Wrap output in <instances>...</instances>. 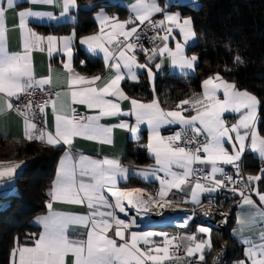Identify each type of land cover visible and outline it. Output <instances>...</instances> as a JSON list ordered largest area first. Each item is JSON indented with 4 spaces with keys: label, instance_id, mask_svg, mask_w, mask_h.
Segmentation results:
<instances>
[{
    "label": "snow or ice",
    "instance_id": "1",
    "mask_svg": "<svg viewBox=\"0 0 264 264\" xmlns=\"http://www.w3.org/2000/svg\"><path fill=\"white\" fill-rule=\"evenodd\" d=\"M29 2L57 4L62 9L61 17L67 16L71 9L77 7V0ZM6 4V8L0 6V112L15 110L20 113L24 118L25 139L36 140L53 148L64 145L69 149L61 158L56 178L48 191L50 199L46 207L49 213L36 220L43 227V231L38 238L29 236L31 246L20 244L17 238L10 252V264H66V257L69 255L74 258L72 264H166L182 259L176 255L181 246L176 243L177 240L188 241L184 245L187 258L199 254L198 260L203 261L204 251L212 248L209 228H198V232L207 239L198 240L195 234L179 238L159 234L163 235V241L156 244L151 237L158 234L135 231L129 233L128 230L135 226V221L125 222L117 217L116 212L128 215L125 201L128 207H135L137 211L143 209L144 212L152 205H159L160 208L171 207L172 202L165 199L168 191L172 188L183 191L182 186L187 185H191V202L199 205L202 193L211 194L227 187V184L240 183H243V187L233 186L229 191L239 194L242 205H248L254 211L237 218L239 228L234 233L241 235L244 259L236 261L235 264H264V210L258 209L251 196L246 194V191L255 192L260 204L264 205V193L252 187L255 182L264 180V168L257 175H248L247 181L243 182L238 163L246 149L264 160V135L257 128V111L261 105L258 97L237 88L234 82L224 79L219 71L202 80L201 92L193 93L189 98L181 100L175 109L170 110L162 108L155 98L150 103L130 98L120 87V82L125 78L137 79L136 69H147L151 81L154 78L151 65L154 64L159 71L165 59L181 73L195 72L199 57L188 56L185 51L189 42L196 38L192 18L182 17L179 12H170L167 10L168 5L161 7L156 0H135L130 5L132 15L123 21L101 11L96 16L100 31L80 38V44L86 46L90 53H102L105 67L110 70V74L107 78L101 75L89 77L76 72L72 66V40L75 33L61 37L41 36L28 27V19L31 17L47 16L49 19H56L51 13H40L31 9L19 11L18 24H14L13 28L18 27L20 31L22 49L19 52H9L6 12L16 7L17 0H6ZM158 13L163 19L153 20L152 17ZM141 25L150 28L154 33L151 37L154 46L150 49L139 43L138 29ZM106 26L109 28L107 32ZM174 30L178 31L182 42L176 40ZM170 40H176L174 48L169 46ZM156 41L160 43L157 44ZM45 43L49 56L53 51H62L68 58L67 62L62 61L63 68L68 73L66 87L54 94L45 88V85L50 86L52 83L51 68L47 77L39 79L32 70L31 53L33 50L43 51ZM138 48L146 57L147 62L144 64L139 63L135 55ZM157 59L159 63H156ZM233 63L242 64L243 60L236 55ZM224 71H230L227 65ZM97 82H102V86ZM37 90L47 93L49 98L42 102L34 101L33 96ZM109 97H114L115 100ZM13 100L23 102L14 105ZM123 100L130 102L129 111L121 109L120 101ZM75 104L86 105L89 109L97 110L98 114L81 116L71 107ZM48 107H51L55 119L54 132L48 130L46 122L43 127H38L33 122L34 109L44 114ZM229 112L238 114V119L230 126L224 119V114ZM120 116H133L136 124L130 125L121 121L106 127L100 123L102 118ZM141 124L148 126L149 138L146 147L154 156L158 167L139 171L137 174L147 178L158 172L164 173V179L156 177L161 185L156 196L143 193L141 189L126 192L116 189L117 177H126L129 171L119 159L92 160L80 156L72 162L70 149L75 137L111 144L113 128L125 129L133 138H138ZM171 124H179L181 130L169 137L162 136L160 128ZM200 136H204V139L199 140ZM225 143L232 146L231 151L226 149ZM195 144L200 146L191 147ZM200 153L204 155L201 156ZM20 163L9 162L7 167L0 164V179H10ZM197 164L210 166V171L199 175L202 169L193 167ZM221 164L232 165L236 169L235 180L224 173V169L219 166ZM217 176H223L224 179H217ZM193 177L196 178L194 184ZM105 192L111 196V201L105 196ZM54 202L80 205L86 203L90 211L85 216L57 213L52 210ZM211 210L212 201L209 200L204 214L209 215ZM188 219L190 217H186V221ZM71 225H83L87 229L86 240L70 238ZM257 225H261L258 231L259 242ZM184 226L186 223L181 224V227ZM110 232L114 235H109ZM245 232L249 235H244ZM141 244L145 247L141 248Z\"/></svg>",
    "mask_w": 264,
    "mask_h": 264
},
{
    "label": "trees",
    "instance_id": "2",
    "mask_svg": "<svg viewBox=\"0 0 264 264\" xmlns=\"http://www.w3.org/2000/svg\"><path fill=\"white\" fill-rule=\"evenodd\" d=\"M88 3L93 4V8H79L75 23L37 29L44 34L67 35L73 32L78 38L96 31L92 15L98 8H104L108 13L115 11L123 14L122 8L103 5L101 0H77L78 5ZM178 9L192 18L196 44L189 52L197 55L199 62L194 76L166 74L156 79L155 94L161 106L171 109L179 101L199 93L202 80L219 71L224 79L256 95L261 101L258 131L264 135V0H200L197 9ZM236 55L242 58V64L233 63ZM225 65L230 71H224ZM73 66L78 73L89 76L100 75L104 71L101 60L92 59L79 50ZM124 89L135 99L151 100V93L143 81L140 85H126ZM62 151L61 147H48L35 141L0 137V164L22 162L14 180L15 194L1 198L4 204L0 207V264H9L10 252L17 238L20 244H29V236L38 232L33 221L46 211L47 191ZM121 162L125 165H146L149 160L128 146ZM245 163L246 173L249 168L259 169L257 159L246 156ZM260 188L264 191V180L260 181ZM227 229L223 233H214L226 244L227 264H231L238 248L229 241ZM229 252L234 256H229Z\"/></svg>",
    "mask_w": 264,
    "mask_h": 264
},
{
    "label": "crops",
    "instance_id": "3",
    "mask_svg": "<svg viewBox=\"0 0 264 264\" xmlns=\"http://www.w3.org/2000/svg\"><path fill=\"white\" fill-rule=\"evenodd\" d=\"M101 1L103 2V5H109V4L117 5L118 7L122 8L123 14L120 15L116 13L115 11L108 13L104 8H98L92 15L93 21L96 25V31L92 34L98 33L100 31V25L96 19V16L98 13L103 11L105 15L118 17L121 21L127 20L129 16L132 15L130 5L135 3V0H101ZM156 2L161 7L168 5V9H167L168 11L179 12L182 17H190V16L188 14H183L181 12V9H178V7H187L191 9H197L200 5V0H156ZM0 6H3L6 8L7 7L6 0H0ZM79 8L89 10L93 8V4H90V3L84 4V5L77 4V7L71 9L67 16L61 17L60 13L62 9L57 4H32L29 2V0H17L16 7L14 9H9L6 12V23L8 26V32H7L8 51L9 52H19L22 49V40H21L20 31L18 27L13 28L14 24H18L17 13L19 11L31 9L35 12L51 13L54 17H56V19H49L47 16L31 17L28 19V27L41 36L53 35V36L61 37V36H72L73 32H70L67 35H56L52 33L44 34L40 30H38L37 27H48V26H55V25L58 26V25H65V24H73L76 21V11ZM153 17L157 18L158 20L163 19V16L159 13ZM107 31H109V28L106 26L105 32ZM92 34H89V35H92ZM174 34L176 35V40H181L178 31L174 30ZM82 37H78V38L75 37L72 40V66H73L75 57L77 55V51L78 50L82 51L86 55H88V57L92 59H99L103 62L104 71L100 75L107 78L110 74V70L105 67V61H104L103 54L99 52L95 54L90 53L87 50L86 46L80 44V38ZM120 39L122 40L123 38L120 37ZM176 40H170L169 46L174 48ZM195 44H196V38L194 41L189 42V45L186 47L185 51L188 56L193 55L189 52V49H191ZM143 47L148 48L146 46H143ZM43 48H44L43 51L33 50L31 53L33 74L37 79L42 78V77H47L49 75V69L51 68L52 83L50 86L45 85V87H50L52 89H55L56 91H61L66 87L67 76H68L67 71L63 68L62 61L67 62L68 58L67 56L64 55L62 51H53L51 56H49L46 43L43 45ZM135 55L137 56L139 63L144 64L147 62L144 52L141 51L140 49L136 50ZM156 63H159V59H157ZM151 67L154 72V78L151 81L148 78L147 69H136L137 79L132 80V79L125 78L124 80L120 82V87L122 88V90L127 96H129L130 98H133L126 92V90L124 89V86L135 85V84L140 85V82L143 81L146 83L147 89L151 93V100L149 101H144V100H139V99L137 100L142 101L144 103H150L154 98L158 100L155 94V82L159 76L167 74L169 76L189 77V76L195 75V72H187L186 74L181 73L179 69L172 67L170 62L167 59H165L159 71L155 69L154 64L151 65ZM74 70L78 72L75 68ZM81 75H84V74H81ZM85 76H89V75H85ZM97 84L102 86V82H97ZM201 91L202 89L200 85V92ZM220 95L222 98V93H220ZM109 99L115 100L114 97H109ZM73 106H75L80 113L84 114V117L94 116L98 114L97 110L89 109L87 108L86 105H83V104L71 105V107ZM120 106L123 111H129L131 109V104L127 100L120 101ZM175 107L176 106H174L171 109H175ZM165 110H170V109H165ZM184 114L188 115L189 113H184ZM44 115H45V122L47 123V126H48V130L51 132H54L55 131V119L52 113V109L50 108V110L45 112ZM257 117H258L257 119V128H258V123H259L258 111H257ZM224 119L226 120V123L230 126L232 123H235L236 119H238V114L231 113V112L225 113ZM121 121H124L130 125L136 124L135 117L133 116L105 117L100 120V123L107 127V126H111L114 124H119ZM180 130L181 128L179 124L164 125L160 128V134L164 137H169L171 135H174L176 132ZM24 133H25L24 119L20 115H18L17 113L11 110H5L3 112H0V137L17 139V140H21V139L27 140L24 138ZM137 136L138 138H133L132 134L129 131L122 129V128H113L112 134H111V138H112L111 144L100 143L97 140H88L82 137H75L73 139V143L70 149V155L73 158L72 162H75L76 160H78L80 156H85L92 160H102L104 158L119 159L121 162L127 150V147L130 146L133 150H137L140 153H142L149 160V163H147L146 165H125V164H122L121 162V164L125 168H127L129 171L126 177H119V176L117 177L115 188L121 191H125V192L129 190H134V189H141L143 190V193H148V194H152L156 196L161 187L160 180L157 179L156 177L159 176L161 179H164L165 178L164 173L158 172L156 173V175L147 176V178L137 174L139 171H149L150 169H154L158 167L155 163L154 156L149 153L146 147V145L148 144V138H149V129L146 124H141L139 126V131L137 133ZM32 141L48 146L47 144L41 143L36 140H32ZM246 143H250V141H246ZM58 147H61L63 151L58 159V162L56 165V171L59 166V162L61 158L65 154V151L69 150L67 146H64V145H60ZM225 147L227 150L231 151L232 146L230 144L225 143ZM200 155L203 156L204 154L201 153ZM246 156L257 159L259 162V169H256V170L252 168H249V170L247 169L246 177L248 175L259 174L261 168H264V160H261L258 154L253 153L250 149H246L241 159L246 160ZM2 164H4V166L7 167L9 163H2ZM201 166L205 167V169L208 172L210 171V166H206V165H201ZM219 166L222 167L224 170H226L230 165L221 164ZM20 169L21 167H19L16 170V172L13 174V176L10 179L9 178L0 179V207L3 206L4 204L3 201H1V198L6 197L8 195L15 194L14 180H15V176L17 172ZM174 170L180 171L179 169H174ZM56 171H55L53 180L56 178ZM216 178L220 179V176H217ZM139 185H142L145 187L144 188L137 187ZM126 187H131V188H126ZM182 187L184 188L183 191H179L175 188L170 189L165 199L169 201H173V202H183L189 206L196 207L197 205L191 202V192H190L191 185L182 186ZM252 187L256 188L257 191L264 193V191H262V189L260 188V181L255 182V184L252 185ZM48 191H47V198H48L47 202L50 199L48 196ZM104 194L110 201L112 200L111 196L107 192H105ZM205 194L207 193H202L200 195V203L202 202ZM250 196L255 202V204L257 205L258 209L264 210V205L260 204V201L256 193L252 192ZM52 210L57 213H67V214L77 215V216H85L90 211L87 208L86 203L83 205H80V204H66V203H60V202H54ZM250 211H254V209H251L250 206L248 205L241 204L240 207L235 210L233 217H232L231 225L226 231L227 232L226 235L228 236L229 241L231 243H234L238 248L237 256L234 257V259L231 261V264H235L236 261L244 259V245L240 243L241 235L238 233H234V230L239 228L237 224V218L240 216H246ZM48 213H49V210L46 207V211L40 217L46 216L48 215ZM116 215H117V212H116ZM117 217L119 218L118 215ZM37 218L33 221V224L36 225L38 228V232L33 234L34 238H38L39 233L43 231V227L40 224L36 223ZM199 227H203V226L198 222V220L193 219L191 222L186 221V226L183 228H179V229L172 228V227L146 228V229L131 228L128 230V232L130 233L132 231H135L138 233H146V232L156 233L158 235L151 237V240L155 242L156 244H161L163 241V235H159V234H166L169 238L186 237L188 235L195 234L198 240L207 239V237L204 234L198 232ZM260 227L261 225H257V242H259L258 241V231ZM86 233H87V229L83 225H71L69 227V235H70V238L72 239H85L86 240ZM109 235H114V233L110 232ZM244 235H249V233L245 232ZM210 237H211V242H212V248L211 250L206 249L204 251L203 254L205 257L204 259L205 261L208 260L211 257V255H213L219 249V243L221 241L219 240L217 233L210 232ZM177 241H179L183 245V247L184 245L188 243V241L186 240H177ZM29 246H31L30 240H29ZM140 247L143 248L145 246L141 244ZM198 255L199 254L193 257L198 259ZM230 255L234 256L232 252H229V256ZM73 259L74 258L71 255L66 257V264H72ZM9 264H10V257H9Z\"/></svg>",
    "mask_w": 264,
    "mask_h": 264
},
{
    "label": "built area",
    "instance_id": "4",
    "mask_svg": "<svg viewBox=\"0 0 264 264\" xmlns=\"http://www.w3.org/2000/svg\"><path fill=\"white\" fill-rule=\"evenodd\" d=\"M152 19L158 20L155 17H152ZM138 32L140 35L139 43L148 48H152L154 46L151 40V37L154 35L153 31L150 28L141 25L140 28L138 29ZM156 43L159 44L160 41H156ZM45 88L48 89L49 92L53 94L56 91L55 89H52L50 87H45ZM48 98L49 96L47 93H40L38 90L36 94L33 96V100L36 102H42L44 99H48ZM22 102L23 100L20 102L13 100L14 105ZM73 107L76 109L79 115L84 116V114L80 113L75 106ZM50 108L51 107L46 108L45 112L49 111ZM11 111L20 115L18 111L15 110H11ZM34 115L35 118L33 122L36 123L38 127H43L45 123V115L39 113L38 109H34ZM189 135H191L190 132ZM198 139L203 140L204 137L200 136L198 137ZM199 146H200L199 144H195L192 145L191 147L195 148ZM238 163L240 165V172L243 177V182H246L247 177H246L245 160L241 159L240 161H238ZM193 167L197 169H202V171L199 173V175L201 176L208 172L205 169V167L201 165H195ZM18 173L19 171L17 172V174ZM224 173L227 176H232L234 180L236 179V169L233 168L232 165H230L226 170H224ZM195 179H196L195 177L192 178L193 184L195 183ZM220 179L223 180L224 177L220 176ZM225 183L227 184V181H225ZM233 186L237 188H241L243 187V183L235 184V185L227 184V187L221 188L218 191L213 192L211 194L209 193L205 194L202 202L196 207L189 206L183 202L171 201L172 202L171 207L166 206L164 208H160L159 205H152L147 212H144L143 209L137 211V209H134L133 207H128L127 202L125 201V209L127 213L131 215L129 218L135 221V226L133 228H137V229L167 228V227L179 229V227H177L175 223L179 222L185 224L186 217H190L191 220L188 219L187 222H191L193 219H196L203 227L209 228L211 232L223 233L228 228L235 210L238 209L242 204L241 196L239 194H234L232 191H229V188ZM251 193L252 192L246 191V194L248 195H251ZM209 200L212 201V210L209 215H205L204 213L207 210ZM117 215L125 222L130 220L124 213H121L119 211H117ZM176 243L181 245L176 255L181 257L182 259L180 261L166 262V264H214V262L215 264H227L228 249L223 240H221L219 243V249L213 255H211V257L206 261L205 260L199 261L194 257L187 258L185 255V250L183 245L179 241H177Z\"/></svg>",
    "mask_w": 264,
    "mask_h": 264
},
{
    "label": "bare ground",
    "instance_id": "5",
    "mask_svg": "<svg viewBox=\"0 0 264 264\" xmlns=\"http://www.w3.org/2000/svg\"><path fill=\"white\" fill-rule=\"evenodd\" d=\"M133 208L136 209L135 207H133ZM127 216L130 217L131 215L128 213ZM129 219H130V218H129ZM175 224H176L177 227L182 228V227H181V224H182V223L176 222Z\"/></svg>",
    "mask_w": 264,
    "mask_h": 264
}]
</instances>
